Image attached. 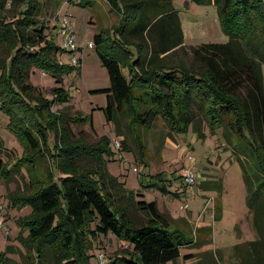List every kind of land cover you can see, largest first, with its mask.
Instances as JSON below:
<instances>
[{
    "label": "trees",
    "instance_id": "16d2710c",
    "mask_svg": "<svg viewBox=\"0 0 264 264\" xmlns=\"http://www.w3.org/2000/svg\"><path fill=\"white\" fill-rule=\"evenodd\" d=\"M105 1L120 16L113 38L101 32L93 36L109 79L107 87L94 90L106 95V120L114 121L119 134L117 114H125L130 129L140 126L150 130L160 117L169 132L184 131L192 125L200 134L203 123L212 131L221 128L231 146L233 139L241 140L257 161L256 167L251 166L244 148L235 155L258 236L248 242L250 254L261 258L255 249L264 242V0H198L215 5L228 40L190 46L193 67L179 64L169 70H165L163 56L159 55L183 45L178 11L171 0ZM7 2L0 0V110L8 116L10 130L27 148L15 166H25L32 172L28 186L35 190L31 196L13 194L10 198L14 204L29 202L33 206L34 213L21 223V231H27L29 246L35 245L37 264H62L63 260L69 264L75 259L88 264L85 252L91 248V241L109 233L126 242L130 250L128 255L103 264H165L179 257L192 258L193 253H180L191 239L183 230L171 227L156 201L135 199L106 171L101 153H108V141L87 144L76 139L69 127L70 117L51 110L54 103L68 100L64 87L54 86L52 100L48 101L29 81L33 67L59 78L65 65L56 59L60 48L45 36L46 25L38 17L39 2L10 0L9 9L15 14L8 20L4 14ZM38 115L45 122L55 121V128L56 123L62 128L54 153H50L46 129ZM134 139L142 157L145 145L139 142V136ZM81 155L97 163L94 169L75 164ZM42 158L47 166L46 179L32 170ZM3 164L0 160V176L7 179L13 167ZM55 165L66 173L59 177L60 183L52 177ZM161 180L155 175L149 186L162 194L169 192ZM122 198L123 204H115ZM131 207L145 212L147 219L135 224ZM238 246L233 250L238 251Z\"/></svg>",
    "mask_w": 264,
    "mask_h": 264
},
{
    "label": "rangeland",
    "instance_id": "374dc122",
    "mask_svg": "<svg viewBox=\"0 0 264 264\" xmlns=\"http://www.w3.org/2000/svg\"><path fill=\"white\" fill-rule=\"evenodd\" d=\"M35 2H39L38 17L46 25L45 36L53 45L60 48L56 53V59L65 65V69L57 78L44 72L40 67H33L29 71V81L40 91L41 97L48 101L52 100L51 89L54 86L64 87L68 100L54 103L51 110L70 117L69 127L76 139L87 144L107 140L108 153H101L106 171L125 189L130 190L135 199L155 200L159 211L169 221L171 227L183 230L191 239L190 245L180 248V253L181 255L193 253L192 258L179 257L165 264H264V260L261 259L264 255V242L255 249L261 254V258H256V255L252 257L250 254L252 249L248 242L257 240L258 236L252 228L242 170L235 156L244 148L250 165L256 167L254 154L241 140L233 139L231 146L227 143L221 128L212 131L203 123L200 134L192 125H188L184 131L169 132L160 117L150 130L140 126L130 129L126 115L117 114L116 125L121 134L117 133L114 121L106 120L104 115L106 95L94 91L107 87L109 79L105 67L98 58L93 36L101 32L104 37L113 38V28L120 20V16L114 10H110L109 3L105 0H35ZM9 3L10 0L5 6L7 11L4 13L7 20L12 19L15 14L14 10L9 9ZM171 3L178 11L183 45L163 56L165 70L179 64L187 68L193 67L190 46L228 40L212 2L171 0ZM91 17L93 22H90ZM64 18L71 25L74 43L79 47L75 52H67L62 45L61 28ZM90 42L92 44L88 45ZM72 55L78 62L76 67L71 68ZM261 71L264 83V64L261 65ZM127 72L124 65L123 73L127 75ZM35 112L37 113V110ZM38 118L46 129V143L50 147V153H54L55 140L59 141L62 128L58 123L55 128L53 120L45 122L40 115ZM8 121V116L0 110L2 141L0 160L5 167L8 166L9 169L13 167L7 179L0 176V255L5 261L3 264H37L38 252L35 245L29 246L26 241L27 231H21V223L34 213L33 206L29 202L14 204L10 198L13 194L21 197L34 194V187L28 186L32 172L25 166H15L17 159L26 153L27 148L10 130ZM134 136H139L141 139L139 142L145 145L146 151L144 157L142 156L145 163L141 162L144 159L138 155ZM116 141L120 145L119 148L115 147ZM76 158L78 159L75 164L85 170L94 169L97 164L89 157L81 155ZM46 169V162L42 158L34 163L32 170L40 179H46ZM185 170H190L194 175L191 186L182 181ZM64 175L66 173L58 171L56 165L53 167L52 177L58 183L61 182L59 177ZM155 175L162 178L160 183H163L169 192L162 194L158 188L149 186ZM172 193H178V196ZM203 197L213 199L210 201L214 206L215 216L206 209L210 204L208 201L198 213ZM124 201L122 198L116 200L115 204H123ZM185 203L188 206L184 209L182 205ZM130 216L135 224L144 222L148 217L145 212L132 207ZM197 224L207 226L200 230ZM91 244V248L85 252L88 264H99L97 259L99 253L104 255L107 262L128 255L130 250L126 242L111 233L106 236L98 235ZM235 245H239L238 251L233 250ZM238 252L243 256L238 255ZM62 264H66V260H63ZM69 264L79 262L75 259Z\"/></svg>",
    "mask_w": 264,
    "mask_h": 264
},
{
    "label": "built area",
    "instance_id": "2783aa9c",
    "mask_svg": "<svg viewBox=\"0 0 264 264\" xmlns=\"http://www.w3.org/2000/svg\"><path fill=\"white\" fill-rule=\"evenodd\" d=\"M61 31L63 32V41H62V45L64 47V49H66L68 52H75L77 48L75 43H74V34L71 32V25L69 24V22L67 21V19H63V26L61 28ZM92 43L90 42L88 45H91ZM71 64L73 66L77 65V58H75L74 55H72L71 57ZM115 147L119 148L120 145L119 143L116 141L115 142ZM182 181L183 183H185L188 186H191L193 184L194 181V175L190 170H185V172L182 174ZM212 200L213 199H209ZM182 207L185 209L187 208V204L185 203L184 205H182ZM97 259L99 264H103L106 262V258L104 257V255L102 253H99L97 255Z\"/></svg>",
    "mask_w": 264,
    "mask_h": 264
},
{
    "label": "crops",
    "instance_id": "0c3cea01",
    "mask_svg": "<svg viewBox=\"0 0 264 264\" xmlns=\"http://www.w3.org/2000/svg\"><path fill=\"white\" fill-rule=\"evenodd\" d=\"M110 6V5H109ZM110 10H112V8H111V6H110ZM90 22H93L92 21V17H91V19H90ZM117 24V23H116ZM173 49H171V50H169V51H166L165 53H161L159 56L160 57H162V56H165L166 54H168L170 51H172ZM263 190H264V187H263ZM246 191V190H245ZM209 199H212L211 197H208V198H206V199H204V197L201 199V201H200V205H199V207H198V209H199V211H198V213L200 212V209L203 207V205H205L204 203L206 202V201H208L210 204H206L207 206H206V209H208L209 210V212L210 213H213V210H214V208H213V206H212V203H211V201L209 200ZM187 204V203H186ZM187 206H188V204H187ZM211 206V207H210ZM205 213V212H204ZM249 213H250V215H251V222H252V212H251V210H249ZM198 215V214H197ZM196 219H197V217H196ZM198 225V227L200 228V227H205V226H207L206 224H197ZM196 225V226H197ZM252 228H253V226H252ZM254 241V240H253Z\"/></svg>",
    "mask_w": 264,
    "mask_h": 264
}]
</instances>
